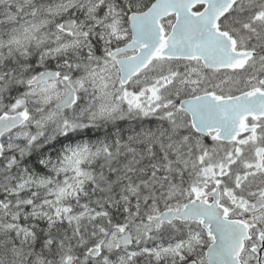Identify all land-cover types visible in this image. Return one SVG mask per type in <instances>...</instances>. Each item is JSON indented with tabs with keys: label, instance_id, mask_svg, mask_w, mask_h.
Returning <instances> with one entry per match:
<instances>
[{
	"label": "snow or ice",
	"instance_id": "1",
	"mask_svg": "<svg viewBox=\"0 0 264 264\" xmlns=\"http://www.w3.org/2000/svg\"><path fill=\"white\" fill-rule=\"evenodd\" d=\"M0 264H264V0H0Z\"/></svg>",
	"mask_w": 264,
	"mask_h": 264
}]
</instances>
